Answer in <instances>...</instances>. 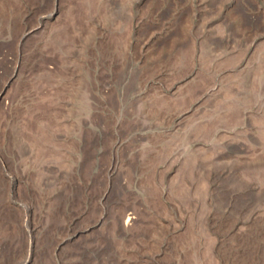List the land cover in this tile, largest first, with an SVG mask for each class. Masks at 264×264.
Returning a JSON list of instances; mask_svg holds the SVG:
<instances>
[{
    "label": "rangeland",
    "instance_id": "rangeland-1",
    "mask_svg": "<svg viewBox=\"0 0 264 264\" xmlns=\"http://www.w3.org/2000/svg\"><path fill=\"white\" fill-rule=\"evenodd\" d=\"M0 264H264V0H0Z\"/></svg>",
    "mask_w": 264,
    "mask_h": 264
},
{
    "label": "bare ground",
    "instance_id": "bare-ground-1",
    "mask_svg": "<svg viewBox=\"0 0 264 264\" xmlns=\"http://www.w3.org/2000/svg\"><path fill=\"white\" fill-rule=\"evenodd\" d=\"M134 221H135V216L133 215V212H128V213L126 214V219H125V221L123 222V224H124L125 226H127V225L133 223Z\"/></svg>",
    "mask_w": 264,
    "mask_h": 264
}]
</instances>
